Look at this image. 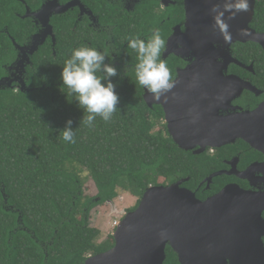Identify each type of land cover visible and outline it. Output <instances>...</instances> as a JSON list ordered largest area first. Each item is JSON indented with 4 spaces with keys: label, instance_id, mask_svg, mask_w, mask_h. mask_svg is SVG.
Returning <instances> with one entry per match:
<instances>
[{
    "label": "trees",
    "instance_id": "1",
    "mask_svg": "<svg viewBox=\"0 0 264 264\" xmlns=\"http://www.w3.org/2000/svg\"><path fill=\"white\" fill-rule=\"evenodd\" d=\"M23 8L20 0H0V77L15 59L8 33L22 43L33 31L29 19L17 16ZM52 23L54 48L48 40L27 67L34 89L0 91V188L12 206L0 191V264H83L114 245L111 233L100 239L102 231L90 225L95 206L113 200L118 190L137 197L138 204L149 186L188 176L185 185L194 187L214 161L174 143L161 123L162 109L146 104L136 77L112 78L119 103L109 122L97 117L95 127L79 126L83 112L60 86L64 60L82 45L79 26L71 32L73 22L65 15ZM68 119L77 128L75 144L59 132ZM84 170L95 195L84 191ZM165 264H178L170 249Z\"/></svg>",
    "mask_w": 264,
    "mask_h": 264
},
{
    "label": "water",
    "instance_id": "2",
    "mask_svg": "<svg viewBox=\"0 0 264 264\" xmlns=\"http://www.w3.org/2000/svg\"><path fill=\"white\" fill-rule=\"evenodd\" d=\"M200 2L195 5L191 2L190 5L187 1V30L184 33L175 34L168 41V52H172L174 51L173 40L178 36L181 49L175 51L176 54L183 58L192 57L195 60L189 65L187 71L179 72L178 77L174 80V86L165 92L161 99H153L144 88L143 99L150 108H153L154 105L166 107L168 94L171 91L181 90L188 91L186 97L191 99L190 102L198 100L191 102L190 107L202 108L204 103L201 98L204 95H197L196 91L203 93L211 90L209 87L201 85L206 81V78L209 79L211 74L216 75L218 81H223L220 86L216 87V90L223 89V84L226 83L229 87L233 86L232 98L240 94V80L237 77H225L218 73L219 71L216 74L215 69L209 68V66L216 65V58H231L228 49L231 42L258 39V34L249 27L254 13V0H248L246 12H241L232 19L225 16L231 30L229 31L231 39L228 42L213 26V16L210 13V8L214 4H219L221 0H200ZM67 6L69 5H60L59 0H47L32 13L26 6V13L22 18L32 17L35 23H39L41 27L37 28L36 33L31 35L27 43L23 45L17 43L8 33L16 50V57L10 65L6 66V74L0 77V91L16 90L28 93L34 89L27 84L26 68L32 64L33 55L44 44L48 36H51L52 45L55 46L56 40L50 18L53 14L63 12ZM218 35L219 37L216 38ZM222 42L227 44L225 47L219 48ZM215 44L218 46L215 47ZM204 65L206 66L205 70H198V66ZM218 65L225 67L226 63L222 60ZM194 67L197 69L191 73L193 79L191 87L186 83V75L188 76V72ZM199 84L200 87H198ZM165 110L171 112L170 109ZM212 110L178 109L179 118L176 121H170L168 125L169 134L174 143L185 151L198 146V149L193 151V154L196 155L201 154L207 146L217 147L235 142L237 139H246L254 146H256L254 143L259 142L255 135L260 134L262 129L264 130V109L240 112L237 109H230L227 112L228 109H226L225 117L219 115V121L223 123V126H226L225 128H218L219 122L217 118L212 117ZM183 113H198V117L190 120L182 117ZM256 168V165H252L246 172L254 171ZM235 173L237 176L243 177L242 172L241 174ZM219 174L221 173L211 174L205 181L209 185L212 177ZM188 179L186 177L167 185L148 187L139 198L137 206L133 210L125 212L117 222L111 233L114 245L100 253L88 255L83 264H165L167 244L177 253L180 264H198V261L205 264L204 261L214 260L213 255L208 253L199 255L198 250L201 251V249L194 247L197 242L203 244L207 241L205 246L211 243L215 245L221 238L217 236L218 231L221 228L227 231L235 218L238 219L234 223L241 221V218L246 220L249 216H252V219L263 221L261 212L264 210V201L259 197L261 196L260 192L258 194L242 192L237 189L236 184H230L225 191L207 198L205 201H200L193 192L180 187L181 183ZM0 191L4 198V204L12 207L7 204L4 185ZM254 196L258 197L253 199ZM108 202L112 203L111 200ZM233 211H244V214L242 216L241 214L232 215Z\"/></svg>",
    "mask_w": 264,
    "mask_h": 264
},
{
    "label": "flooded vegetation",
    "instance_id": "3",
    "mask_svg": "<svg viewBox=\"0 0 264 264\" xmlns=\"http://www.w3.org/2000/svg\"><path fill=\"white\" fill-rule=\"evenodd\" d=\"M46 1L38 0V4L29 5L25 0H20L24 8L17 16L21 19H29L33 29L26 40L19 43L20 45L26 44L29 37L36 33L37 28L41 27L39 23H35L32 17L22 18L26 13V6L29 7V12L32 13ZM187 1L190 5L191 2L194 5L200 2V0H59L60 5L68 4L69 6L63 12L53 14L50 18V24L55 35L52 23L53 18L63 15L68 16L73 22L70 27L71 32L77 29V25L79 26L76 31L79 32L78 37L81 39L82 45L95 47L100 51L107 52L109 62L112 61L113 52H119L114 65L120 74L116 78L122 81H129L130 77H135V61H137L136 53L127 48V38L134 34H139L141 38H146L151 34L153 28H159L161 34L167 40V48L162 53L161 58L167 62L175 80L179 72L187 71L189 65L195 60L192 57L183 58L176 54L175 51H180L181 49V42L178 36L175 37L172 43L174 51L168 52L169 39L175 34L184 33L187 30ZM249 27L258 34V39L255 41L231 42L228 45L231 58H216V65L209 66V68L213 67L215 69L216 74L219 71L218 73H221L222 76L237 77L240 80V94L232 98L233 86L229 87L226 83L223 84V89L216 90V87L220 86L223 81H218L216 79L217 76L213 74L210 75L209 79L206 78V81L201 83V85L206 88L209 87L211 90L203 93L196 91L197 95H204L201 98L204 103L202 108L189 106L191 102H197L198 100L190 102L189 100L191 99L186 97L188 95L187 90L171 91L166 100V107L160 106L163 113L161 123L166 126L168 134L169 122L176 121L179 118L178 109H209V111L213 109L212 117L218 119V128L226 127L219 121V115L226 116V109H228L227 112L230 109H237L238 112L264 109V0H254V13ZM228 31L231 30L229 29ZM218 37L219 35L216 38ZM48 40L51 41V46L54 47L51 36L46 38L44 44ZM226 44V42L225 44L222 42L219 48L225 47ZM217 46L215 44V47ZM222 60L226 63L225 67L218 65ZM205 68V65L198 66V70L201 71L205 70ZM196 69L197 67H194L188 72L189 75H186L188 86H193L191 73ZM24 79L26 80V76ZM201 85L199 84L198 87ZM142 89L144 94V88L142 87ZM165 109H170L171 112H166ZM182 117L191 120L198 117V113H183ZM255 136L259 141L254 143L256 146L246 139H237L235 142L217 147L207 146L201 154L214 160L212 165L207 168L208 174L199 180L194 187L185 185L190 179V176H188L189 179L182 182L180 187L193 192L198 200L205 201L207 198L228 189L226 188L228 185L236 184L237 189L242 190V192L247 191L253 194L260 192L261 196L259 197L264 201V130L262 129L260 134ZM197 149L198 146L188 152L193 154V151ZM252 165H256L257 168L254 171L246 172ZM235 172L238 174L242 172L243 177L237 176ZM217 173L221 174L212 177L208 185L205 179L209 175ZM170 183L172 182L165 184ZM257 197L254 196L252 198L255 199ZM136 204L137 201L135 205L125 212L133 210ZM231 214H241L242 216L244 211H233ZM261 217L263 221L252 219V216H249L246 220L241 218V221L234 223L238 219L235 218L227 231L224 228L218 231L217 236L221 238L217 240L215 245L211 243L205 246L206 241L203 244L197 242L194 247L201 249V251L198 250L201 256L206 255V253L213 255L214 260L210 262L204 261L205 264H264V210L261 212ZM119 220L117 219V222ZM168 249L172 251L178 261L177 253L168 244L165 247L166 257ZM206 249H209V251H206ZM198 262V264H203L201 261ZM178 264H180L179 261Z\"/></svg>",
    "mask_w": 264,
    "mask_h": 264
},
{
    "label": "clouds",
    "instance_id": "4",
    "mask_svg": "<svg viewBox=\"0 0 264 264\" xmlns=\"http://www.w3.org/2000/svg\"><path fill=\"white\" fill-rule=\"evenodd\" d=\"M247 10L248 0H221L210 8L213 26L220 31L226 42L230 41L231 34L225 16L232 19ZM127 48L136 53V82L145 88L153 99H161L163 94L174 86L172 71L161 58L167 48V40L161 30L153 28L146 38H141L139 34L129 36ZM118 55L119 52L114 51L112 61L109 62L107 52L80 45L73 48L64 60L60 72V86L66 90L64 94L72 97L83 112L79 126L93 128L97 117L109 122L118 111L117 84L112 80L113 77L120 76L114 65ZM72 123L71 119L66 120L64 128L59 132L63 141L75 144L77 128L73 130Z\"/></svg>",
    "mask_w": 264,
    "mask_h": 264
},
{
    "label": "rangeland",
    "instance_id": "5",
    "mask_svg": "<svg viewBox=\"0 0 264 264\" xmlns=\"http://www.w3.org/2000/svg\"><path fill=\"white\" fill-rule=\"evenodd\" d=\"M88 172L84 170L82 172L83 177L88 178ZM86 195H95L96 187L92 180L89 178L86 180L84 188ZM137 197L130 195L127 192L118 190V195L111 202H104L101 205L95 206L90 212V225L98 227L101 231V237L105 238L108 233L113 232V223L117 219L121 218L125 211L135 205Z\"/></svg>",
    "mask_w": 264,
    "mask_h": 264
},
{
    "label": "built area",
    "instance_id": "6",
    "mask_svg": "<svg viewBox=\"0 0 264 264\" xmlns=\"http://www.w3.org/2000/svg\"><path fill=\"white\" fill-rule=\"evenodd\" d=\"M116 224H117V220H116V221H114V223H113V227H115V226H116Z\"/></svg>",
    "mask_w": 264,
    "mask_h": 264
}]
</instances>
